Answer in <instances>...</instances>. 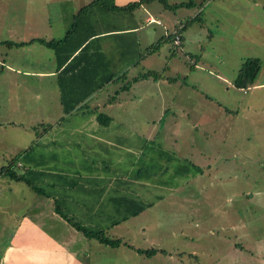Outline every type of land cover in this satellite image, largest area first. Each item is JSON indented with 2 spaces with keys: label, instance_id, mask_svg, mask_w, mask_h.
Here are the masks:
<instances>
[{
  "label": "rangeland",
  "instance_id": "rangeland-1",
  "mask_svg": "<svg viewBox=\"0 0 264 264\" xmlns=\"http://www.w3.org/2000/svg\"><path fill=\"white\" fill-rule=\"evenodd\" d=\"M151 2L163 8L157 0ZM36 4L38 2L31 5ZM23 5V0H0V22L21 25ZM59 7L49 6L46 15L50 19L57 18L54 12L59 11ZM105 11L109 10L102 8L100 13L106 14L103 19L109 22L97 23L102 27L96 29L123 27L144 20V16L133 14L137 10L133 13ZM166 13L174 15L171 24H167L170 34L172 26L194 19L181 32V45L164 41L153 55L143 56L142 60L137 49L133 58L128 55L121 63L112 62L111 54L107 55L108 70L111 67L121 70L131 60L135 62L127 69V82L148 70L157 72L156 78L132 81L130 90L122 91V99L104 106L102 111H119L120 115L107 128L99 125L92 115L85 123L79 118L75 122L53 124L51 128L48 123L42 125L46 122L37 120L38 108L32 97L36 92H31L26 101H19V95L24 92L22 88L17 91L12 82L20 77L7 78L4 71L0 78L2 86L5 85L3 90L8 85L11 91L4 92L5 105L0 111V166L2 160L7 164V158H2L6 154L15 162L20 158L23 166L14 169L22 173L29 166V157L24 156L23 151L27 154L33 148L29 154L38 157L42 153L37 161L48 163L52 154L41 150L42 143L37 146L36 137L46 142L60 131L58 142L66 144L67 149L61 152L59 161L64 160L62 168L71 171L66 156L70 154L74 163L81 162V148L87 154L88 149L94 147L92 138L77 136L76 128L95 131V141H104L112 149L107 160L117 167L116 175L121 178L127 175L126 179L137 175L142 185L134 186L135 193L152 203L128 221L117 223L118 217H114L108 226L109 219L98 220L97 226L106 235L118 236L130 247L104 245L74 228L68 230L64 221L61 228L60 219H57L59 223L49 220L46 216L49 194L46 189L50 188L47 176L37 178L30 173L22 180H14L3 172L0 208L4 211L0 213L8 212L9 217L0 214V243L13 237L8 232L17 228L27 209L31 210L35 204L43 210L45 221H36L42 224L40 228L46 235L34 230L37 234L32 236L37 241L42 236L54 239L62 245L63 252L73 256L70 264H264V0H193L189 7ZM89 17L93 19V11ZM160 19L162 21L161 16ZM163 28L151 24L138 32L141 36L147 35L142 50L161 37ZM6 36L0 32V40L7 39ZM126 43L131 51L134 45ZM27 55L24 48L0 44V61L25 63ZM250 57L260 59V70L252 86L238 89L232 81L241 63ZM157 79L159 82L153 83ZM114 80L111 96L112 89L125 81L122 77ZM21 82L29 86L35 84L34 81ZM14 89L16 93H12ZM53 90H49L51 95L56 91ZM11 93L17 98L10 100ZM0 96H3L1 92ZM24 102L32 106V112H22ZM12 117L14 123L6 122ZM18 126H22L20 130L14 129ZM77 144L81 148H77ZM100 150L97 149L102 158ZM29 167L35 171L40 168ZM49 190L58 191V185ZM73 213L74 219L83 220L86 225L96 224L97 218L85 222V216ZM1 245L0 262L33 264L28 258L13 260L11 254L7 260L4 241ZM35 264H39L38 260Z\"/></svg>",
  "mask_w": 264,
  "mask_h": 264
},
{
  "label": "crops",
  "instance_id": "crops-1",
  "mask_svg": "<svg viewBox=\"0 0 264 264\" xmlns=\"http://www.w3.org/2000/svg\"><path fill=\"white\" fill-rule=\"evenodd\" d=\"M93 0H64L63 3L59 0H23L25 2V6L23 5L24 10V21L20 25L17 24H6L0 22V32H4L7 37V39H1V40H10L12 42H21V41H29L31 38H45V39H60L62 38L67 30L70 28L73 20L74 14L77 12V10L89 2ZM106 1V5H114V6H124L128 3L138 1V0H103ZM32 2H38L35 6H32ZM168 2V1H167ZM169 3V2H168ZM174 3L172 1L169 4ZM29 4V5H27ZM67 4V5H65ZM151 4L153 6H151ZM55 5L60 6V10L57 12H54L56 14L57 18L50 19L49 16L46 15L49 10V6ZM12 9H16L17 7H11ZM95 8V10H94ZM103 7L101 6H95L91 9L90 13L93 11V19L91 20V17H89V24L92 29V31L95 33V35L98 36V38H92L89 42V52L87 51V54L90 55L92 58V63H85V60L80 59L79 61L75 62L74 69L69 70L67 73H64L62 75L63 79L67 80L68 82H73V84H77L78 89L76 90H69V97H67V100L65 101L67 104L74 103L76 100H78L81 95L84 94L87 89L93 86V83H95L98 79H95L94 76H92L93 71H90V67L94 68L95 71L100 70L104 71L103 68L110 64L109 58L113 59L112 62H119L121 63V60L124 58L134 57V53L137 51V49H140L139 55L141 57V60L143 59V56L150 57L153 55L152 53H147V51L144 52V49L142 50V42L143 40H147V35L142 36L138 33L144 26L147 25H161L164 30L163 34L161 36H167L170 34L167 24H171V21L173 20V16H170L166 13L167 8H162L160 6H155L152 2L150 3H142L139 7H137L135 10H137L136 13H133L137 16L141 15L144 16V20L142 21L139 19L138 22H133L130 25H126L123 27H106L104 29H100L102 26L97 23H104L106 20H104L103 17H105L106 14L103 13L101 15V10ZM110 13H115L117 11L115 10H109ZM109 11H105L106 13ZM144 14V15H143ZM134 16V17H135ZM160 16L162 17V21L160 19ZM117 18V17H116ZM172 18V19H171ZM119 19V18H118ZM144 22V23H143ZM165 22V23H164ZM97 24V25H96ZM183 24H177L172 26V31L175 30V28L181 27ZM97 26H100L99 29H96ZM171 31V33H172ZM182 34V33H181ZM96 36V37H97ZM128 39V41H127ZM112 41V42H111ZM151 41V40H150ZM132 43L134 45L133 49L131 51H128V45L127 43ZM149 42V41H148ZM149 44V43H148ZM18 48H24L25 52L28 54L26 56L25 63H20L16 60H13L12 62H7L6 59H2L0 61L1 68H0V78L4 74V71L7 74V78L11 77L12 75L20 77L17 80H14L12 83H14V86L16 87L17 91L18 88H22L24 95H19L20 99L19 101H26L29 99V94L31 92H36L34 96L35 106L37 105L38 112L36 114L37 120H40V122H46L45 124H50L49 128L53 126V124H59L60 122H67L68 121H76L79 118H82V123H85L89 115H92L94 117V120L99 112L104 113L109 117V123L115 122V118H119V111H111V112H104L102 111L104 109L105 105H110L111 102H113L116 99H122L121 93L122 91H129L130 86L123 87L127 79V69L129 66H131L133 63V60L130 61V64H125L121 70H114L112 67L108 71L115 74L120 75L122 73L125 74L123 77L124 83L123 85H120L118 88L112 89V96L110 95L111 85L114 84L115 80H112L108 83H106L101 88L95 90L93 93H91L89 96H87L83 101H80L76 104V106L68 113L65 112L63 108V103L61 102L60 94H59V88H58V72L57 69V62L55 59V55L53 51L42 44L38 42H32L27 45L23 46H17ZM147 47V46H146ZM13 48V47H11ZM97 49L103 52L105 56V60H101V55L98 54ZM115 49V50H113ZM18 50L17 48L15 49ZM50 50V51H48ZM110 50V53H109ZM111 54L109 58H107V55ZM129 55V57H128ZM8 56V53L6 57ZM133 62V63H132ZM136 63H139L136 62ZM35 64V65H34ZM5 65V66H4ZM99 67H98V66ZM26 66V67H24ZM96 67V68H95ZM149 71H156L148 70ZM145 73V72H143ZM142 73V74H143ZM151 75L147 76L146 78H149ZM136 77V76H134ZM132 77V78H134ZM153 77V76H152ZM146 78H143L141 80H146ZM154 78V77H153ZM156 78V77H155ZM34 81V85L29 86L23 84L21 81ZM3 80L0 81V92L2 93V98H0V111L4 107L5 103L3 100L4 92L10 91L8 89V85L6 86L7 89L3 90L5 85L2 86ZM136 82V81H135ZM159 79L155 80L153 83H158ZM128 83V82H127ZM132 83V81H129V85ZM264 84V83H262ZM261 85V84H258ZM50 86V88L48 87ZM53 88H55V92L51 95L49 93V90L54 91ZM11 92V91H10ZM16 90L14 89L12 93ZM10 100L16 99L17 97L12 95ZM1 97V96H0ZM24 97V98H23ZM30 97V98H32ZM106 100V102H105ZM21 103V102H20ZM76 103V102H75ZM128 107V106H127ZM23 113L24 112H32V106L29 105V103H23ZM52 112L54 114H52ZM127 111H124L123 113L126 114ZM32 115V113H31ZM0 116H2L0 114ZM22 116V114H20ZM33 119V116H32ZM64 120V121H63ZM97 121V119H96ZM119 122H123L121 119L118 120ZM9 124L14 123L13 117L10 119V121L6 120ZM80 122V120L78 121ZM20 124V123H19ZM44 125V124H42ZM22 126H18L14 129L20 130ZM78 127V126H77ZM79 133H77V136H81L88 139L92 138V145L94 147L90 150L88 149V153L86 154L84 149H82L79 144H77V148H81V151L83 152V156L80 157L81 162L74 163L72 161L70 154L67 155L66 159L67 162L71 165V171H66L62 168V162L63 164L65 161H59V157L61 155V152H64V148H66V144H63L59 141V137L62 135V132H57V134H54L55 136L51 137L49 141L44 142L41 138L36 137L37 140V146L42 143L41 150H47L48 152H51L50 158L47 161H42L41 159L37 161L39 157H41L43 154L39 153L38 157H35L34 155H30L29 153L34 151L35 148L29 149L30 151L25 152L23 151V155L26 157H29V160L27 161V165L34 167H40L38 170L35 171V169L28 167H25L24 171L22 173L26 175H29L30 173L32 177H46L49 182V187L53 189L55 184L58 185V191L51 192L48 188L46 189V192L49 194L46 196V199H48L47 202V210L46 216L49 220H53L54 222H57V219H60L62 222H57L60 224L61 228H64L63 221L67 224L68 230L70 228H74L66 219L62 217V212L64 214H67V216L71 217L73 216V211L80 213L82 216H85V222L95 219L96 224L98 220L106 221L109 219V225L112 224V218L118 217L120 219L122 216L118 215V210L115 209L111 204L109 203L107 206L103 207V202L101 200H106V202L111 201L112 197L114 195L121 194L116 191L113 192L111 189L112 187L115 188L116 185H119V187L124 186V184H128V182H116V166L109 162L107 160V157L109 154H111V148L109 145H106L104 141L96 142L95 139L97 138V134L95 131L90 130L86 131L84 129L76 128ZM75 129V130H76ZM16 132V131H12ZM99 133V132H97ZM95 135L94 138L92 135ZM25 148L26 145H23ZM67 149V148H66ZM97 149H101L100 152L102 153V158L99 157V151ZM7 158V164H4V160H2L3 163H1L0 166V175L2 174L1 171H3L5 166H8L10 164L14 166H23L21 164V159L18 158L15 161L9 160L8 155L6 154ZM23 158V157H22ZM60 163V164H59ZM109 163V164H108ZM107 168H106V167ZM103 170V171H102ZM40 172V173H36ZM112 172V174H111ZM125 175L123 179H126ZM137 175H135L136 177ZM45 181V180H44ZM135 185H142L141 182H138L136 179ZM147 187L151 186L149 184H146ZM118 187V188H119ZM62 191V192H61ZM61 192V193H59ZM148 193V192H147ZM146 193V194H147ZM138 199L140 197L142 200H147L144 196L136 194ZM3 202V200H0ZM119 201V200H118ZM7 202V201H5ZM60 203L62 208L61 212L58 211L55 208V204ZM102 204V206L100 205ZM32 209H27L26 216L24 217V220L19 223L17 228H13L12 231L8 232V234L13 235L10 239L3 240L4 241V247L5 248V255H7V260L11 257L13 260L18 261L19 258H28V260L32 261L33 264H35V260H38L39 264H70V261L72 260L73 256L67 254L68 252H63L64 249L62 248V245L55 243L54 239L49 237H40V239H34L32 235H36L37 233L40 235H46V233L40 228L42 224L38 223L36 219H43L42 209H39V206H36L35 204L31 207ZM123 206H121L120 211L121 215L124 213L122 211ZM0 212L4 211L0 208ZM96 211V214H92V211ZM46 211V210H45ZM51 211V212H49ZM2 214V217H9L8 212L0 213ZM32 215H36L35 217H32ZM40 215V216H39ZM138 215H134L129 217L128 219H124L122 221H119V223L128 221L130 218L136 217ZM1 217V216H0ZM1 217V218H2ZM45 221V220H44ZM83 221V220H82ZM84 222V221H83ZM44 223V222H42ZM66 228V229H67ZM75 229V228H74ZM37 232H35V231ZM107 234V233H106ZM118 237V236H117ZM53 240V241H52ZM3 241L0 243V249L1 244H3ZM49 241V242H48ZM4 257L2 259H4ZM5 261V260H4ZM4 261L0 262V264H5ZM10 264V263H9Z\"/></svg>",
  "mask_w": 264,
  "mask_h": 264
},
{
  "label": "trees",
  "instance_id": "trees-1",
  "mask_svg": "<svg viewBox=\"0 0 264 264\" xmlns=\"http://www.w3.org/2000/svg\"><path fill=\"white\" fill-rule=\"evenodd\" d=\"M153 0H138L131 3H128L124 6H114V5H106V1L103 0H93L89 2L88 4L81 6L77 12L73 16L72 24L70 28L67 30L66 34L60 38V39H45V38H31L29 41H21V42H12L10 40H0V44L8 45L9 47L14 46H23L27 45L29 43L38 42L42 44L43 46L51 49L55 55V59L57 62V69L58 72V88H59V94L61 98V102L63 103V108L66 113L70 112L77 103L80 101H83L87 96H89L91 93H93L95 90L101 88L106 83L114 80L115 78L124 77L125 74H118L115 75L111 72H108V67L106 66L104 71L97 70L95 71L94 68L90 67V71L93 74L92 76L95 77V79H98L95 83H93V86L87 89V91L84 92L81 97L78 98L74 103L67 104L65 101L67 100V97H69V90H76L79 86L77 84H73V82H68L67 80L63 79L62 75L64 73H67L69 70H73L75 62L79 61L80 59L85 60V63H92L91 53L90 55L87 54V51L89 52V42L92 38H98L97 35L92 31L90 24H89V14L93 7L95 6H101L103 8H107L108 10H115V11H132L135 8L139 7L142 3H149ZM164 8L175 10L179 7H189L193 4V0H187V1H181V2H174L172 4H169L167 0H157ZM196 20V18H195ZM194 19L187 20L183 25L178 29L179 32H182L184 28L189 26V23L193 22ZM97 36V37H96ZM183 36L180 33V44H182ZM174 36L172 34H169L167 36H161L156 42L151 43L149 46L145 47L144 51H147V53H152L156 50H158L159 46L164 41H171L173 42ZM98 54L101 55V60H105V56L102 51L97 49ZM98 66V65H97ZM99 67V66H98ZM96 68V67H95ZM260 70V59L257 57H250L246 58L240 65L239 70L234 77L232 84L234 87L238 89H247L248 87L252 86L255 82V78ZM153 76L157 77L156 71H149L145 72L139 76H136L132 78V81H136L138 79L146 78L147 76ZM129 86V82L126 83L123 87ZM97 122L99 125L104 126L107 128L109 125V117L105 115L102 112H99L96 116ZM46 125V124H44ZM50 126V124H47ZM6 168L3 169V174H9L12 179L14 180H22L25 177L24 173H17L14 169L15 166L10 164L8 166H5ZM137 176H133L131 178L123 179L120 176L116 177V182L123 181L128 182V184H124V186L119 187V185H116L115 188L112 187L111 189L114 191L119 192L121 196L114 195L112 197L111 202L108 200H101L103 202V207L107 206L109 203H112L111 205L115 207L116 210H118V215L122 216L120 219H117V223L119 221H122L124 219H128L131 216L134 215H140L145 209L149 208L152 203L148 200H142L138 199L139 197L136 196L134 183L136 182ZM119 187V188H118ZM37 190H39L37 188ZM119 200V201H118ZM102 206V204H100ZM123 206L122 211L124 212L121 215L120 208ZM55 208L61 212L62 206L60 203L55 204ZM62 217L66 219L77 231H80L85 237L89 239H96L97 241H100L104 245H109L111 247H117L121 244H126L130 247L129 244L126 243V241H122L119 237H111L106 235L105 231L101 229V227L97 225H86L83 221L74 219V216H67V214H64L62 212ZM74 217V218H73ZM140 251V250H138ZM150 252V251H148ZM147 253V252H146Z\"/></svg>",
  "mask_w": 264,
  "mask_h": 264
},
{
  "label": "built area",
  "instance_id": "built-area-1",
  "mask_svg": "<svg viewBox=\"0 0 264 264\" xmlns=\"http://www.w3.org/2000/svg\"><path fill=\"white\" fill-rule=\"evenodd\" d=\"M173 36H174V40H173V43L175 44V45H180V42H181V40H180V33L177 31V30H175L174 32H173Z\"/></svg>",
  "mask_w": 264,
  "mask_h": 264
},
{
  "label": "clouds",
  "instance_id": "clouds-1",
  "mask_svg": "<svg viewBox=\"0 0 264 264\" xmlns=\"http://www.w3.org/2000/svg\"><path fill=\"white\" fill-rule=\"evenodd\" d=\"M179 28H180V27H178V28H175V30H177V31H178V29H179ZM175 30H174V31H175ZM174 31H172V33H171L172 35H173V32H174ZM178 32H179V31H178ZM179 33H181V32H179ZM180 45H181V44H180Z\"/></svg>",
  "mask_w": 264,
  "mask_h": 264
}]
</instances>
